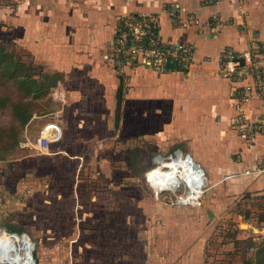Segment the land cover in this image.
Segmentation results:
<instances>
[{
  "label": "rangeland",
  "instance_id": "obj_1",
  "mask_svg": "<svg viewBox=\"0 0 264 264\" xmlns=\"http://www.w3.org/2000/svg\"><path fill=\"white\" fill-rule=\"evenodd\" d=\"M59 3L66 0H0V48L13 58L0 70V94L10 99L11 91L16 93L11 98L13 104H3L4 97L0 96L1 105L8 106L0 114V241L6 237L11 250L17 252L18 245L14 248L13 244L20 242L21 246L28 239L21 235L27 233L36 242L38 264L41 260L45 264H228V260L242 264L249 258L258 263L259 257L252 256L262 242L258 230L264 229V216L259 217V224L248 221L260 205L257 196L243 195L220 209L218 215L209 213L204 226L188 239L189 226L199 223L193 220L196 215L190 217L185 230L177 221L172 224L167 219L171 213L159 215L162 207L167 212L177 207L179 197L188 190L182 177H177L181 187L179 183L176 188L175 183V190L159 195L147 183L146 177L158 165V149L164 147L166 158L174 151L165 149L172 142L170 136L141 131L140 106L122 104L117 113V104L110 109L97 96H88L86 104L68 105L63 143L46 152L35 149L33 144L44 123L58 114L62 118L63 109L54 95L61 76L55 72V64L40 61L30 50L31 26L42 27L40 17L45 13L55 25L59 15H66ZM52 11L58 12L52 15ZM44 31L48 35L51 30H40ZM57 49L54 44L47 47L51 52ZM16 60L20 61L19 69L30 77L20 92H16V85L8 86ZM77 68L79 65L71 75L81 74ZM41 72L54 74L53 79L44 78ZM20 101L24 103L20 104L22 113L15 117L14 106ZM125 111L128 122L134 123L128 127V135ZM18 118L26 123L18 124ZM205 200L204 194L203 208ZM181 213L183 216L177 214L175 219L189 218L185 211ZM236 247L243 253H235ZM25 252L29 253L27 248Z\"/></svg>",
  "mask_w": 264,
  "mask_h": 264
},
{
  "label": "crops",
  "instance_id": "obj_2",
  "mask_svg": "<svg viewBox=\"0 0 264 264\" xmlns=\"http://www.w3.org/2000/svg\"><path fill=\"white\" fill-rule=\"evenodd\" d=\"M91 1L70 0V4H66V0L64 4L59 3L63 8L61 13L66 15H59L60 20L55 25L49 22L45 13L40 17L42 27L37 24L31 26L30 50L41 58L40 61L55 64L54 70L61 76L56 90L63 109L61 124L64 129L67 128L66 113L70 104L77 107L86 104L88 96H97L101 104H107L110 109L117 104V113L122 104H129L128 107L136 104L141 110L138 116L140 127L143 125L142 132L158 131L162 136L172 138L165 149L174 153L166 158L164 147L160 146L162 148L158 149L156 157L161 162H156V169L164 164L167 166L160 169H170L172 159L169 158L178 155L199 164L205 176L204 208L178 204L170 207L169 212L163 207L157 208L159 215L166 217L172 214L167 219L172 220V224L177 221L185 227L183 230L190 224V217L196 215L193 220L199 223L185 231L186 234L189 232L188 239L194 230L204 226L209 213L216 216L220 209L248 195L259 197L260 205L253 218L248 220L259 224V217L264 216V172L255 173V170L264 168V134L258 133L253 141H248L234 129L232 119L238 113L233 92L245 86L251 92L245 104L246 115L251 121L264 124V96L257 92L259 80L264 78V0ZM173 3L180 6V18L173 16ZM57 12L50 13L54 15ZM132 13L160 15L163 33L167 37L193 44L197 49L192 68L186 72L167 73L144 66H131L126 72L114 70L105 56L110 52L109 45L119 18ZM176 19L186 22V25L181 26ZM44 28L51 30L48 35L47 31L40 32ZM49 44L58 46L57 52L47 50ZM72 46H75L74 51ZM226 49L242 55L247 70L257 64L259 72L252 68L239 80L222 77V55ZM78 65L76 71L80 70L81 74L71 75L74 66ZM239 91L245 93V89ZM150 115L153 117L149 118ZM125 119L128 135V127L134 123L128 122L129 118ZM146 173L148 175L149 170ZM182 211L188 213L189 218L175 219V215H182ZM17 252L20 253L19 250ZM41 264L45 263L41 260Z\"/></svg>",
  "mask_w": 264,
  "mask_h": 264
},
{
  "label": "built area",
  "instance_id": "obj_3",
  "mask_svg": "<svg viewBox=\"0 0 264 264\" xmlns=\"http://www.w3.org/2000/svg\"><path fill=\"white\" fill-rule=\"evenodd\" d=\"M173 16H177L180 12L179 4H172ZM158 14H129L120 17L118 25L114 31V37L109 45L110 52L105 56L109 64L114 70L126 72L131 66H144L159 73L167 72H186L189 71L196 58V47L193 44L175 40L171 36L163 34L161 19ZM180 18V15H178ZM181 26H185L186 22L176 19V22ZM264 47V46H263ZM243 56L236 54L232 49H226L222 55L221 76L231 80H239L246 76L252 68L258 71V65H253L250 70L244 66L242 61ZM260 87L257 92L264 96V78L259 80ZM245 89V93L239 91ZM59 99L58 90L55 93ZM251 96L250 88H236L233 92V97L236 99V110L238 113L232 119V126L246 140L253 141L254 136L258 133L264 134V124L251 121L245 112V104ZM60 119H59V118ZM61 114L55 119L48 120L42 128L33 144L36 150L46 152L51 147L62 142L64 139V127L61 124ZM178 155L169 158L174 160ZM201 176L199 182H205L204 172L201 168ZM249 173V171H247ZM264 172L263 167L256 168L255 173ZM186 180L184 182L188 192L181 195L178 199L179 204L202 207L204 189L200 192L192 188L193 181ZM195 182V181H194ZM205 184V183H204ZM203 184V185H204ZM181 187V185H180ZM264 236L263 231L258 230V234ZM17 235L14 233L12 235ZM26 235V233H24ZM26 239L28 245L25 246V241L15 243L18 245L20 253L25 254L26 248H30V243H33L32 254L36 249V242L32 241L30 235ZM15 244L14 247L16 246ZM5 250L11 252V245H6ZM35 257V256H34ZM33 264H38L37 258L33 260ZM24 264V263H22Z\"/></svg>",
  "mask_w": 264,
  "mask_h": 264
},
{
  "label": "bare ground",
  "instance_id": "obj_4",
  "mask_svg": "<svg viewBox=\"0 0 264 264\" xmlns=\"http://www.w3.org/2000/svg\"><path fill=\"white\" fill-rule=\"evenodd\" d=\"M176 159H178V157ZM176 159L172 160L171 164H169V168H170L169 170L163 171L160 168H162L163 166L165 167L167 165L166 164L161 165V167H158L159 169L157 168L151 173L149 178L147 177V181L148 182L150 181L149 183L153 185V187L155 188L157 192H161L163 190L164 191L175 190V183H176V188L179 186V183L181 184V179L178 180L177 177H180V178L182 177L183 179L184 178L186 179V177H188L187 178L188 180L193 181V184H192L193 190L200 192L203 189L202 185L205 182L201 184V182L197 180L201 176V174H199V172L196 171L195 169L196 167L199 168L198 164H196L194 161H187L183 159V157H181V159H179L178 161ZM155 160H156L155 162H158V163L161 162L159 157H155ZM26 235H21V236L26 237ZM14 237L17 238V236H14ZM8 242H9L8 240L4 239L0 243V261L5 262V263L8 262L10 264H22V263L33 264L34 263L33 260L35 257L32 254L33 243L30 244V248H27V251H29V253L25 252V254H21V253L16 252V250L15 251L11 250V252H7L5 248L3 249L4 243L11 245V242L9 243ZM25 246H27V242H25Z\"/></svg>",
  "mask_w": 264,
  "mask_h": 264
},
{
  "label": "trees",
  "instance_id": "obj_5",
  "mask_svg": "<svg viewBox=\"0 0 264 264\" xmlns=\"http://www.w3.org/2000/svg\"><path fill=\"white\" fill-rule=\"evenodd\" d=\"M21 58V57H20ZM12 57L8 54V52H5L3 48H0V70L4 69L5 67H7L9 65V61L12 62ZM21 60V59H19ZM20 61L16 60V64L14 66H16V70H14L13 73L10 74V76L8 75V77H11L12 78V81H9L8 83V86H11V88H14V86L16 85V92H20V89L22 87V85L25 83V81H27L28 79H30L29 76L25 75V72H22V70L19 69V63ZM21 64V63H20ZM43 71V70H42ZM44 73V72H41V74ZM1 74V73H0ZM5 75V72L3 74V76ZM53 75L52 73H44L43 76L44 78L46 79H53ZM7 77V76H6ZM33 78V77H32ZM34 83H37L35 80H34ZM39 87V86H38ZM12 97H15L14 94H16L15 92H12ZM2 94H0L1 96ZM1 97H4V101H3V104H13L12 103V100L11 98L10 99H6L5 96H1ZM1 97H0V114L2 113L3 109H6L7 110V107L8 106H4V105H1ZM18 99V97L16 96V100ZM17 104L14 106V114H15V117H19L20 114L22 113V109H21V106L20 104H24L22 101L20 102H16ZM13 108V106H12ZM30 114V112H29ZM18 124H23L26 123V122H23L20 120V118H18ZM20 127V126H19ZM155 167H153L152 169L154 170ZM156 169V168H155ZM151 170V169H150ZM149 170V172H150ZM151 170V171H153ZM152 173V172H151ZM150 173V174H151ZM149 174V175H150ZM261 217V216H260ZM262 239V242H261V245L259 246L257 252H256V256H252V257H259L258 259L260 260L258 263L257 262H253L254 260L249 258V259H244L243 263L242 264H264V236ZM236 246H238L239 244H236ZM235 253H243V252H240L239 250V247H236L235 248ZM241 256L243 257V255L241 254Z\"/></svg>",
  "mask_w": 264,
  "mask_h": 264
},
{
  "label": "water",
  "instance_id": "obj_6",
  "mask_svg": "<svg viewBox=\"0 0 264 264\" xmlns=\"http://www.w3.org/2000/svg\"><path fill=\"white\" fill-rule=\"evenodd\" d=\"M243 63H244V61H243ZM188 157H190V158H191V156H188ZM195 163H196V162H195ZM198 166H199V168H201L199 164H198ZM162 192H163V191H162ZM13 234H14V233H13Z\"/></svg>",
  "mask_w": 264,
  "mask_h": 264
}]
</instances>
